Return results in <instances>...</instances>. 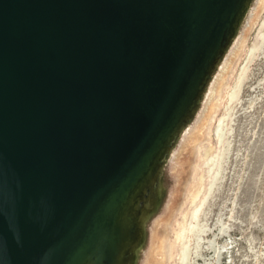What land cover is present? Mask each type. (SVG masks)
Returning a JSON list of instances; mask_svg holds the SVG:
<instances>
[{"label": "water", "instance_id": "95a60500", "mask_svg": "<svg viewBox=\"0 0 264 264\" xmlns=\"http://www.w3.org/2000/svg\"><path fill=\"white\" fill-rule=\"evenodd\" d=\"M247 2L0 0V264H121Z\"/></svg>", "mask_w": 264, "mask_h": 264}, {"label": "rangeland", "instance_id": "374dc122", "mask_svg": "<svg viewBox=\"0 0 264 264\" xmlns=\"http://www.w3.org/2000/svg\"><path fill=\"white\" fill-rule=\"evenodd\" d=\"M247 3L191 119L170 141L157 175L159 201L132 264L153 259V244L163 236L165 264H264V9L257 0ZM226 61L231 65L218 79ZM209 112L196 147L191 137ZM214 238L218 258L208 244Z\"/></svg>", "mask_w": 264, "mask_h": 264}, {"label": "bare ground", "instance_id": "6f19581e", "mask_svg": "<svg viewBox=\"0 0 264 264\" xmlns=\"http://www.w3.org/2000/svg\"><path fill=\"white\" fill-rule=\"evenodd\" d=\"M257 3H258V6L263 7V9H264V0H257ZM247 4H249V3H247ZM241 43H242V41H241ZM241 47H242V45H241ZM240 51L241 50L233 52V54H232L233 57L235 58L236 56H238L239 55L238 52H240ZM231 62L232 61H230L229 63H228V61L225 62L224 66L222 67V69H221V71H220V73H219V75L217 77L218 79L222 76V73L226 70V68L231 65ZM208 78H209V75L206 76V78L204 80V83H203V86L201 87V89L204 88L205 84L207 83ZM220 79H222V77ZM221 87H222V84L219 86V92H220ZM208 90H209V88H208ZM213 92H214V90H213ZM198 101H199V98H197L194 101L193 107L190 109L189 113L185 117V120L182 122L181 126L184 127L185 125H187L186 124L187 120L191 119L190 117L193 115L194 109H195L196 105L198 104ZM212 109L213 108L211 107L210 111ZM209 115H210V112H209L208 115H205L204 113H202V116H201L200 120L203 123L199 126V128H197V132H195V135L192 136L193 138L191 137V140L189 139L190 142L194 143V146L197 145L196 147H198V144H197L198 143V135H199L198 133H200L202 127L207 123V121L209 119ZM171 146L172 145H171V142H170L169 145L167 146V149L164 152L163 156L161 157L160 160H158L157 164L155 165L153 173L149 177L147 183L142 187L140 192L135 197L134 202H132V205L130 206V209L125 213L126 214L125 220L122 221V222H117L114 225L113 234H114L116 240H118V239L120 240V237H122L123 234H124L122 241L125 240V242H124L125 244H124L123 247H125V246L129 247L128 251L124 254L125 255L124 259L121 260V264H132L133 259H134V254H135V249L134 248L139 246V244L141 242V239H142L144 222H145L146 218L149 216V214L154 209H156L155 207H156V205H157V203L159 201V196H160V192H159L160 191L159 190L160 189V184H159V181L157 180V175H158L159 172H161L160 167L162 165L163 157L166 156L168 150L171 149ZM167 165H168V163H167ZM149 220H150V218H149ZM200 231H202V229H200ZM173 235H174V233H173ZM165 239H166L165 236H163V237H161L160 239H158L157 241L154 242V244H153V254L155 255V257L153 259L147 260L146 264H165V260H166L165 259V254H167V252L165 253V246H166L165 245ZM208 244L210 246V250H212L213 253H214V257L218 258L219 257V252H218V250L216 248L217 245H215L216 244L215 243V238L211 242H208ZM141 246H142V244H141ZM120 250H119V252H120ZM200 251H201V241L199 242V245L196 247V251H195V258L196 259L202 257ZM172 256H173L172 251L169 250V256L168 257H169L170 260H172ZM167 261H168V259H167ZM88 264H91V263H88ZM194 264H195V262H194Z\"/></svg>", "mask_w": 264, "mask_h": 264}]
</instances>
